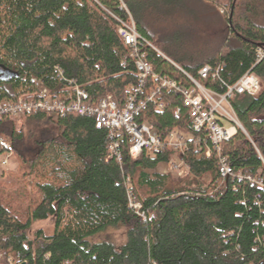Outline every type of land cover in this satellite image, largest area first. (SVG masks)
<instances>
[{
  "label": "trees",
  "instance_id": "1",
  "mask_svg": "<svg viewBox=\"0 0 264 264\" xmlns=\"http://www.w3.org/2000/svg\"><path fill=\"white\" fill-rule=\"evenodd\" d=\"M182 1L0 0V103L40 84L59 91L73 80L92 102L111 96L123 108L138 78L118 27L132 18L160 52L145 47L154 75L188 87L178 67L201 80L198 73L208 65L219 69V79L200 82L219 93L247 73L257 77V95L231 101L243 130L223 143L222 156L235 175L264 180V59L257 57L264 50V0H199L210 12L224 8L227 31L197 50L180 39H156L149 30L152 18L183 10ZM156 84L150 78L146 93ZM161 99L165 109L148 104L139 122L163 137L180 130L192 137V148L198 134L188 112L175 113L183 107L181 95L165 92ZM22 118L21 129L0 119V139L19 171L36 180L39 199L22 220L0 189V264H264V189L236 176L223 179L217 153L190 149L182 157L189 173L179 178L157 171L171 151L133 159L125 134L119 137L122 163L109 160V132L93 118ZM129 193L146 221L130 207ZM50 218L51 235L32 232L34 222ZM109 229H124L126 242L94 241Z\"/></svg>",
  "mask_w": 264,
  "mask_h": 264
},
{
  "label": "built area",
  "instance_id": "2",
  "mask_svg": "<svg viewBox=\"0 0 264 264\" xmlns=\"http://www.w3.org/2000/svg\"><path fill=\"white\" fill-rule=\"evenodd\" d=\"M118 34L123 43L131 49L138 78V86L129 93L123 108H120L111 96L92 102L86 89L72 80L66 88L59 91H51L40 84L35 92L20 96L16 101L1 102L0 119L17 120L26 115L38 113L53 115L57 118L68 115L90 117L95 120L97 128H106L109 132L111 142L109 160L115 158L120 164L122 163L119 137L125 134L129 138V151L133 159H138L145 152L169 150L173 156L167 164L173 169L183 167L184 170L189 171L182 157L190 149L205 151L207 156L214 152L218 154V166L223 179L236 176L240 181L246 180L264 189L263 179L235 175L228 159L222 156L223 143L232 139L241 126L231 101L236 96L244 94L257 95L262 90V84L257 77L247 73L234 85H226L224 93H219L200 82L209 78L218 80L219 69L214 71L207 65L199 71L201 80H197L178 67L190 81V85L186 87L172 79L152 73L145 47L160 52L138 33L132 18L130 22L120 21ZM257 57L258 60H263L264 50H259ZM58 72L63 79V71L58 68ZM150 78L156 79L157 84L146 93ZM33 81L37 82L35 79ZM165 92H176L182 97L183 107L177 108L175 113L177 116L180 115L184 108L188 112L192 128L198 134V139L193 142L192 148V137L180 130H171L163 137L151 124L139 122L148 104L154 105L157 111L165 109L161 99ZM12 156L9 146L0 139V157L3 159V164L8 165ZM129 181L127 179V183ZM128 197L130 207L146 221L141 205L134 202L130 193Z\"/></svg>",
  "mask_w": 264,
  "mask_h": 264
},
{
  "label": "rangeland",
  "instance_id": "3",
  "mask_svg": "<svg viewBox=\"0 0 264 264\" xmlns=\"http://www.w3.org/2000/svg\"><path fill=\"white\" fill-rule=\"evenodd\" d=\"M198 1L184 0L182 1L185 5L183 6V10L176 11L177 13L175 15H163L152 18L150 20L149 30L156 39H180V41H183L192 50L200 49L209 41L212 42V40L223 37L227 31V17L223 16L225 15L224 8L222 9L218 5L217 7L219 9L210 12ZM15 124L17 129H21L25 124L24 118L15 120ZM157 171L164 174L172 173L179 178H184L189 173L183 167L182 169H173L167 163L161 164L157 168ZM35 182L36 180L24 176L19 171V163L14 155L9 160L8 165H4L3 159L0 157V189L4 191L5 196L9 197L11 207L16 209L22 220L28 217L31 208L39 199V194L35 189ZM54 226V218L42 222H34L32 232L34 233L41 229L47 235H51ZM103 240L113 242L118 246L122 245L126 242L125 230L109 229L94 241L99 242Z\"/></svg>",
  "mask_w": 264,
  "mask_h": 264
},
{
  "label": "water",
  "instance_id": "4",
  "mask_svg": "<svg viewBox=\"0 0 264 264\" xmlns=\"http://www.w3.org/2000/svg\"><path fill=\"white\" fill-rule=\"evenodd\" d=\"M232 13H233V10H232V12H231V15H232ZM11 76H12V74H11V73H9V74H6V75H5V79H10V78H11ZM16 76H18V74H17ZM240 129H241V130H243V127H242V126H240Z\"/></svg>",
  "mask_w": 264,
  "mask_h": 264
},
{
  "label": "flooded vegetation",
  "instance_id": "5",
  "mask_svg": "<svg viewBox=\"0 0 264 264\" xmlns=\"http://www.w3.org/2000/svg\"><path fill=\"white\" fill-rule=\"evenodd\" d=\"M233 10V9H232ZM232 10H231V12H232Z\"/></svg>",
  "mask_w": 264,
  "mask_h": 264
}]
</instances>
